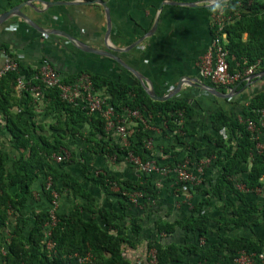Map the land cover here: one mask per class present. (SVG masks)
<instances>
[{
  "label": "trees",
  "instance_id": "16d2710c",
  "mask_svg": "<svg viewBox=\"0 0 264 264\" xmlns=\"http://www.w3.org/2000/svg\"><path fill=\"white\" fill-rule=\"evenodd\" d=\"M9 1L14 7L29 0ZM229 5L240 13V17L226 28L230 72H243L252 65H258L256 71L264 72V0H242L240 4L231 0ZM9 57L15 59L12 54ZM19 65L18 71L0 79V135L8 131L19 153L9 167V155L0 149V264H80L74 255L88 253L95 257L90 264L138 263L129 258L124 249L136 248L141 243L144 214L148 216L157 211L151 204V200L159 199L157 177L142 173L137 181L124 180L106 170L98 171L96 175L92 172V163L87 160L88 154L128 161L133 153L144 163L154 159L170 166L188 160L191 171L207 159H213L212 164L217 166L215 175H210L205 167L202 183L189 190L197 196L187 219L165 220L154 216L155 233L146 242L147 258L142 264L150 262L148 254L151 250L157 251V264H237L242 252L252 254L264 250V241L229 233L238 229L251 230L252 217H264V204L250 202L246 197V193L264 188V150H258L257 133L249 125L253 122L257 131H264L260 126L264 92L254 96L241 115L224 110L214 113L211 131H206L198 140L196 130L188 127L195 115L194 107L186 102L154 101L140 84L129 85L89 71L63 76L61 84L89 75L96 94L105 98L106 92L108 104L118 115L126 109L140 112L145 122L134 120L129 146L124 147L112 142L107 133V122L101 114L65 101L58 86L48 87L42 82L40 69H30V76L24 79L25 89L18 92V81L23 79L20 74L23 66ZM33 86L41 88L40 100L32 95ZM41 116L49 117V122L38 123L37 118ZM180 120H183L181 124ZM148 126L160 129L163 137L173 139L172 146L163 150L170 156L169 161L157 156L154 148L146 147L148 140L153 138ZM77 138L86 146L81 153L85 180L66 170L68 161L57 163L54 159L56 155L69 152L70 160L75 161L69 141ZM41 178L45 179L42 193L49 203L53 197L47 190L48 180L61 197L66 193L75 199L86 200V205L78 203L68 213L58 214L59 221L53 231L56 254L46 248L44 232L50 221L49 211L36 215L29 235L25 234L19 218L32 195V186ZM86 182L100 189L108 200L111 196L119 198V207L116 209L111 203L106 207L95 206L96 199L84 187ZM238 184L244 185L249 192L241 190ZM184 186L179 190L182 198ZM135 192L143 193L138 206L131 199ZM217 199L225 203L232 217L216 221L225 234L219 237V242L211 244L208 235L215 220L205 213V208ZM238 203L242 204V209ZM140 208L142 215L138 216ZM11 213L18 219L7 232L10 236L7 239L5 229L11 222ZM175 235H181L182 239H174Z\"/></svg>",
  "mask_w": 264,
  "mask_h": 264
},
{
  "label": "crops",
  "instance_id": "0c3cea01",
  "mask_svg": "<svg viewBox=\"0 0 264 264\" xmlns=\"http://www.w3.org/2000/svg\"><path fill=\"white\" fill-rule=\"evenodd\" d=\"M60 1L74 0H35L34 5L38 9H43V12L31 6H25L22 12L45 30H60L92 48L117 55L129 68L145 77L158 96L173 94L169 100L186 102L194 107L195 115L189 121L188 127L190 130H196L198 140L202 139L206 131H211V116L214 113L224 110L241 115L248 107L250 100L264 92V72L256 71L254 75L244 78L231 88L217 87L221 93L219 97L208 90V87L216 85L200 75L201 60L212 49L214 14L223 7L226 1L214 6L215 2L221 0H104L110 10L112 24L108 43L105 40L107 21L102 6H50L51 3ZM11 8L13 7L9 0H0V15ZM154 26L155 29L150 34ZM136 43L138 45L130 51L111 52L108 49L110 46L124 50ZM9 54L14 55L23 66L20 70L23 79L30 76V69L49 64L62 76L89 71L103 78L142 86L134 72L111 58L85 52L63 36L40 32L18 17L0 27V68ZM103 95L105 98L109 97L106 92ZM37 120L38 123L43 124L49 122L50 118L41 116ZM260 122V126L264 128V111ZM133 126L135 122L131 121L128 130H133ZM87 130L88 127L85 128V131ZM148 130L153 134V138L148 141L152 142L157 156L169 161L170 156L165 155L163 150L172 146L173 139L163 137L161 130L153 126H148ZM45 132L49 135L47 131ZM257 132V146L264 147V131L258 130ZM107 133L113 143L127 147L129 146L128 138L133 132L130 131L127 138L117 130H108ZM69 144L75 161L69 160L66 170L78 179L85 180L82 173L84 160H82L81 153L86 146L79 138L70 139ZM0 149L9 155L7 162L11 167L19 153L14 148L8 131L0 135ZM87 160L92 163L94 173L106 170L120 179L132 181L140 179V173L128 161H117L101 155L91 156L89 154ZM207 161L206 169L209 170L210 175H215L217 166L215 163L212 164L213 159H207ZM44 182L45 179L41 178L34 183L32 195L19 214L26 235H29L33 228L36 215L49 211L51 207V203L42 193ZM84 187L96 199L95 206L106 207L111 203L114 208L119 207V198L111 196L108 200L100 189L89 182L84 183ZM158 189L159 199L151 203L157 211L148 216L144 214L143 240L136 248L124 249V253L137 262H143L147 258L146 242L150 235L155 233L154 216L165 220H185L189 217L197 196L196 193L184 191L182 192L184 197H180V189L171 178L161 179ZM246 197L250 202L257 201L261 206L264 204V193H246ZM78 203L86 205V200L75 199L64 193L60 201V213H68ZM238 207L242 209V204L238 203ZM137 211L138 216L142 215L141 208ZM205 213L215 220L211 223V232L208 236L211 244L217 243L219 237L225 233L220 230L216 221L230 219L232 212L223 201L217 199L206 206ZM10 216L11 222L8 224V229H5L7 239L10 237L7 232L13 228L18 219V216L12 213ZM251 222V230L238 229L229 232L230 235L264 241V217L255 215ZM180 236L175 235L174 239Z\"/></svg>",
  "mask_w": 264,
  "mask_h": 264
},
{
  "label": "built area",
  "instance_id": "2783aa9c",
  "mask_svg": "<svg viewBox=\"0 0 264 264\" xmlns=\"http://www.w3.org/2000/svg\"><path fill=\"white\" fill-rule=\"evenodd\" d=\"M230 1L231 0L226 1L223 7L219 8L214 14V37L212 49L209 54L202 58L200 63V75L220 88H231L237 82L243 81L244 78L254 75L258 66H249L243 72H237L235 74H232L229 70V50L227 49L226 28L234 22L236 18L240 17V13L238 11L232 10L229 5ZM237 1L240 4L242 0ZM19 68L20 65L18 61L8 57L3 66L0 68V79L5 77L8 73L18 71ZM38 69H40L42 82L48 87L58 86L62 90V97L65 101L76 106L87 108L92 113L101 114L107 122V131L117 130L123 137L127 138L129 135L128 125L131 121L133 122L135 119H140L145 122L139 111L126 109L123 114L118 115L112 106L108 104V98H102L96 94L93 81L87 74L81 75V77L68 84H61L63 76L49 64H44ZM25 87L26 84L24 79H20L18 81L19 92H22ZM31 93L35 96L36 100H40L42 97L40 87L33 86L31 88ZM182 122L183 120L179 121L180 124ZM249 125L252 131L258 133L256 125L253 122H249ZM255 140H257V135L255 136ZM152 145V142L148 141L146 147L148 149H152ZM257 148L259 151L264 150L262 145L257 146ZM70 158L71 154L69 152H64V154L54 156L57 163L69 161ZM128 162H130L138 170L140 178L142 173L156 175L160 177L157 179V186H160L161 179L171 178L177 184L178 189L181 188L180 186H184L185 184L184 190L187 192H190L189 190L202 183L203 175L205 173V164L208 163L207 160H202L196 164V169L191 171V164L188 160H184L182 164L173 166H170L169 164H160L154 159L144 163L140 157L133 153L129 155ZM95 174L97 175L98 171H96ZM238 187L243 191L249 192L242 184H238ZM47 190L52 195L53 200L49 209L50 221L45 225L44 233L46 248L51 254H56L57 250L56 243L53 239V231L59 221L58 214L60 213L61 196L58 192L52 189L51 180H48ZM114 190H118L116 186L114 187ZM255 193H264V188H258ZM142 197L143 193L141 192H135L134 195L131 196L132 202L135 206H138V200ZM151 202H153V200H151ZM203 244L204 240L201 241V245ZM74 257L80 264H90L95 259L92 253H88L85 256L75 254ZM148 259H150L148 264H157V251L151 250L148 254ZM236 262L237 264H264V250L252 254L242 252ZM137 264H142V262L138 261Z\"/></svg>",
  "mask_w": 264,
  "mask_h": 264
},
{
  "label": "water",
  "instance_id": "95a60500",
  "mask_svg": "<svg viewBox=\"0 0 264 264\" xmlns=\"http://www.w3.org/2000/svg\"><path fill=\"white\" fill-rule=\"evenodd\" d=\"M225 1H228V0H221L219 2H215L213 5L218 6L222 2H225ZM34 2H35V0H29V1L22 2L16 6H14L10 10L2 13L0 15V27L15 17L21 18L23 21H25V23H28L30 26L36 28L40 32H43L46 34L50 33V34H57V35L63 36L64 38L72 41L79 49H81L85 52H89V53L96 54L99 56H105V57L111 58L112 60L116 61L117 63L121 64L122 66L127 67L130 71L134 72V74L137 76L139 82L142 84V86L144 87L147 94L150 96V98L152 100L164 102V101L169 100L173 96V94H171L169 96H158L156 91L154 90L153 86L148 82V80L145 77L139 75L136 71H133L131 68H129L123 62V60L120 57H118L117 55L110 53L108 51H100L98 49L92 48V47L80 42L79 40L73 38L72 36L66 34L65 32L60 31V30H49L48 31V30L41 28L38 24H36L26 14H24L22 12V9L25 6H31L39 12H43L44 11L43 9L36 8V6L34 5ZM58 5H100V6H102L105 10V16H106V21H107V32L105 35V40H106V43H108V41L110 39L111 30H112V24H111V18H110V10L108 8L106 1H104V0H74V1L53 2L50 4V6H58ZM154 29H155V26L153 27V29L149 33L151 34L152 31H154ZM137 45H138V43L133 44L132 46H130L124 50H121V49L118 50V49H115V48L110 47V46H108V49L111 50V52L130 51L133 48H135ZM179 87L177 89H179ZM208 90L213 95H215L217 97L221 96V93L218 91V88H216V87H208ZM223 96H225V95H223ZM226 97H227V95H226Z\"/></svg>",
  "mask_w": 264,
  "mask_h": 264
}]
</instances>
